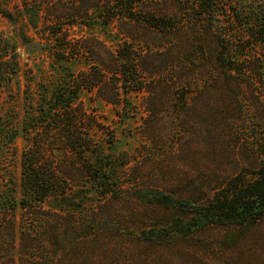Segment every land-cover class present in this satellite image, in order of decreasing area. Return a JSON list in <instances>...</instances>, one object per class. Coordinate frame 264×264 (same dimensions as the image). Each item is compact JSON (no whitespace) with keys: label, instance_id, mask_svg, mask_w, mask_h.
Here are the masks:
<instances>
[{"label":"trees","instance_id":"trees-1","mask_svg":"<svg viewBox=\"0 0 264 264\" xmlns=\"http://www.w3.org/2000/svg\"><path fill=\"white\" fill-rule=\"evenodd\" d=\"M257 1L0 0L24 46L38 37L37 49L80 65L49 96L25 103L22 119L0 111V264H180L169 251L189 237L192 218L223 231L215 247L245 264L243 242L264 236V0ZM76 26H100L116 43L78 35ZM2 62L16 76L19 62ZM85 92L121 118L138 113L132 98L141 97V153L116 152L115 134ZM18 138L27 142L19 186L8 157ZM166 148L171 175L199 160L216 170H188L175 193L141 185L158 176ZM260 248L247 264H264Z\"/></svg>","mask_w":264,"mask_h":264},{"label":"rangeland","instance_id":"rangeland-1","mask_svg":"<svg viewBox=\"0 0 264 264\" xmlns=\"http://www.w3.org/2000/svg\"><path fill=\"white\" fill-rule=\"evenodd\" d=\"M242 2L249 6L256 7L258 1L242 0ZM74 33L78 35L96 34L104 38V40L110 44L115 45L116 43L114 35L105 34L102 29H100V26H95L92 29L86 26L83 28L76 26L74 28ZM33 36L36 37L35 34ZM38 41H40V39L36 37L35 41L28 44V48L24 46L22 41L16 36L14 26L9 20L0 15V106H4V110L0 109V111L4 114L7 111L8 114L13 116V119H22L24 115L23 107L25 103L30 102L31 98L37 99L38 95L43 94L49 96V92L53 86L69 78L71 72L80 67L77 62H72L71 60H58L48 52H44L40 50V48L37 49L38 46H36V43H38ZM4 59H10L11 61L14 59V61L19 62V71L16 76H11L9 66L7 67V65L2 62ZM6 67L9 75L5 72ZM19 84L21 87L20 92L18 88ZM82 98L86 101L87 105L97 107L101 121L106 125L108 131H113L115 134V148L117 153L136 155L138 152L141 153L144 150L142 145L145 144V141L140 133V125L143 122L142 117L145 113L141 109V97L139 95L133 96L132 100L134 106L136 105L138 109L139 107L140 109L138 113L132 114L130 118H121L116 114L112 106L106 105L101 100L92 101L91 95L88 92H85ZM176 137L182 136L176 135L174 138ZM26 146V140L24 138H18L12 146V149L8 152L11 172L13 173L14 182L17 186H19L21 176V157ZM170 153V149L167 148L159 152V154L168 156L166 160L159 162L157 165V167H159L158 176L154 173H149L151 177L146 181H141V185H147L148 183L150 185H168V189L175 193L177 189L179 190L181 188L177 183L184 177L182 175L188 170H193L194 175H209L208 173L212 174L216 170L215 165H213L214 162L209 161L202 164L199 160V162L190 169H187V167L183 169L180 168L178 169V173L171 175V173H175L177 169L172 159L168 158ZM163 173L166 175L169 173L171 176L168 178L167 176L163 177ZM184 180L185 179H183L182 182H184ZM170 195L176 201H180V196H187ZM190 210L193 211L192 208ZM187 223H190L193 227L191 230H187L192 231L189 237H181L175 245V248L169 251V255H171L172 259H176V262L178 261L180 264H232L233 262L239 261L234 250L226 251L215 247L217 241L223 237V231L203 225L200 219L192 218L189 219ZM171 230V228L166 229L163 234L167 235L172 233ZM185 232L186 229L182 230V233ZM255 247L264 248V236L262 234H253L249 239L243 242L244 255L242 261H244L245 264L251 260L250 256L252 255V249ZM174 262L175 260H173L172 263Z\"/></svg>","mask_w":264,"mask_h":264}]
</instances>
